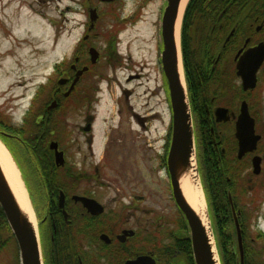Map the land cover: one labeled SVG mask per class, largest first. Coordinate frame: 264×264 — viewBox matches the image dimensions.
<instances>
[{
	"label": "flooded vegetation",
	"instance_id": "flooded-vegetation-1",
	"mask_svg": "<svg viewBox=\"0 0 264 264\" xmlns=\"http://www.w3.org/2000/svg\"><path fill=\"white\" fill-rule=\"evenodd\" d=\"M129 1L134 5L122 20H118L113 14L121 8L123 0H76V12H81L85 17L82 20V34L74 46L71 60L56 69L60 71L57 81L61 78L67 80L58 82L54 96L39 103V110L34 108L37 105L33 99L34 102H30L19 120H13L3 109L5 106H0V139L23 173L29 197L35 206L33 210L36 208L39 212L34 202L37 188L33 185L41 184L44 190L45 203L43 214L38 217V231L45 261L51 245L65 244L66 238L72 234L77 249H81L84 255L88 253L86 262L78 259L79 264H125L126 260L139 256L150 257L153 264H190L186 252L190 246L192 255L190 229L175 202L167 165L173 110L163 61L162 15L166 1L163 0L159 15L150 21L152 32L140 39L145 48L142 49L140 45L137 48L141 59L139 62L136 60L137 54L131 49L132 42L139 35L131 37L127 32L139 28L152 15L149 6L154 0ZM92 9L96 10L94 21L90 18ZM104 16L108 22L100 24ZM238 18L236 12L231 17H216L219 35L216 36L213 49L199 46V54H193L192 57L190 54L186 58L181 40L182 72L191 107L194 138L196 141L194 115L201 111L210 140L218 152V160L225 156L229 147L224 138L229 133L225 132L224 126L230 127L229 132L234 135L242 101L246 102L256 129L257 113L251 111L250 100L245 99V96L249 92L252 96L262 76L264 78L263 60L256 72V87L244 89L242 86L237 64L243 60L247 49L264 41L263 38L257 42L254 39V33L262 31L264 24L256 25L251 18L244 19L226 39L238 24ZM98 41L105 42L102 51ZM91 47L98 51L94 62L90 57ZM118 69L128 71L124 76L125 85L135 80L137 83L132 89L121 85L120 93L114 95L112 84L120 81ZM158 72L161 82L150 88L148 82L152 77L158 80ZM76 76L77 80L68 92ZM145 85L143 93H148L147 96H139L132 102L131 94L135 87ZM106 91L109 97L104 96ZM155 97L158 100L152 103ZM160 103L165 105L161 109L158 107ZM217 108L226 109L225 120H216L214 113ZM28 113L33 114L34 121L28 119ZM69 118L72 127L68 124ZM260 120L264 121V118ZM63 126L70 128L64 129ZM52 142L57 144L56 148L51 146ZM236 145L238 151L237 139ZM257 149L258 143L256 150L247 152L245 156L250 155L251 161L254 155H259ZM56 150L62 153V163L56 162ZM262 160L261 157L260 166ZM163 180L167 183L166 189L170 190L169 199L185 223H179L174 230L168 227L169 222L167 225L161 222L163 216L152 217L153 208L142 206L143 201L156 197L158 188L163 190V182H160ZM111 188L115 202L129 197L128 202L122 201L121 204H137L136 212L140 211V214L136 222L150 216L145 220V226L136 227V222L135 227L123 226L116 221L115 217L120 211L104 202ZM80 197L92 199L96 203L93 202V207L87 208ZM98 205L102 210H97ZM129 217H132V212L127 218L123 217L125 221L122 222L128 224ZM4 231L13 237L9 228L0 224V248L7 240L1 238ZM135 239L140 243L134 244ZM146 244L150 249L145 250ZM125 253L129 255L127 258H124Z\"/></svg>",
	"mask_w": 264,
	"mask_h": 264
},
{
	"label": "rangeland",
	"instance_id": "rangeland-1",
	"mask_svg": "<svg viewBox=\"0 0 264 264\" xmlns=\"http://www.w3.org/2000/svg\"><path fill=\"white\" fill-rule=\"evenodd\" d=\"M133 5V2L129 0H123L121 8L114 11L113 17L122 20L123 16H126L129 8ZM77 6L78 3H76V0H0V106H5L3 109H6V112L12 116L13 120H19L23 117L24 113L30 106V102H34L33 99L40 84L45 83L49 77H52L51 79H56L57 76L53 75L55 65L60 61L67 63L71 60L74 46L79 42L81 37L83 28L82 20L85 18L81 12H76ZM161 7H163V0H154L149 6V11H152V15L148 16L146 21L139 25V28L136 27V29L138 28L137 31L136 29H133L128 30L127 32L131 34V37L139 35L138 39H135L131 44V49L137 54L136 60L138 62L141 61V59L139 58V50L137 48L139 45L142 46V49L145 48V45L140 39L149 36L152 32L153 29L150 25V21L152 18L159 15ZM105 22H108V18L106 19L104 16L100 19V24ZM190 32L195 36L193 39L198 41L197 37L199 35H195V27L194 29H191ZM103 35L106 36V33ZM262 38L264 39V29L259 33H254L255 40ZM22 39H25L26 41V45L24 44L25 46L23 45ZM196 43H199V41ZM97 44L101 46L100 51H102V45H104L105 42L98 41ZM194 47L196 48L197 46L194 45ZM153 65H155V60ZM149 68H151V66ZM117 72L120 81L119 83L115 81V84H112V88H115L114 95L120 93L121 85L132 89V86L137 83L135 80L132 83L130 82L125 85L124 76L128 74V71L125 69H118ZM112 75L113 73L110 74L111 77ZM152 76H154L153 71ZM160 82L161 80L158 72V80H154L152 77L148 82V86L152 88ZM145 88L146 85L143 87H135L131 94V101L134 102L135 98H138L139 96L145 98L148 94L143 93ZM104 96L109 97L107 91ZM246 98L250 100L251 111L257 113L258 120H256L255 133L261 135L257 149L259 155L263 158L261 171L258 174L253 173L250 155L245 156L244 154V157L242 156L243 158H237L236 138L233 133L229 132L230 127L227 125L224 127L226 129L225 132L229 133V135L224 138L228 141L229 147L225 156L223 155V157H220L218 160V152L215 151L210 140L209 129L206 127L203 117H201V111H198L197 114L194 115L196 136L195 151L197 156L196 164L203 179L202 187L203 194L206 198L205 200L209 201L211 194H214L213 191L209 190L210 187L209 189L207 187L206 182L208 179L222 180L220 181L221 185L219 186L217 194L218 199L221 201L220 206H225L223 216H225L227 220H233L227 196L228 192H230L233 204L242 212V226L240 225L242 242L243 240L246 241L248 236V242H252L253 246L256 247V249H259L264 239L253 240H255L254 237L259 235L260 231L264 232V121L260 120L261 117L264 118L263 76L260 85L253 90L252 96L251 92H249V95L247 97L245 96V99ZM37 99L38 100H35V102L36 105H39V103L44 100V95ZM157 100L158 98H153L152 103H155ZM162 106L165 105L160 103L158 106L159 109H161ZM68 124L72 127L70 118L68 119ZM63 127L64 129L70 128L69 126ZM70 155V157H72L73 153ZM212 163H214V166H212ZM143 164H146V162ZM146 165H150V163ZM22 174L23 173L21 172L23 179L24 177ZM59 174L63 175V173ZM31 181L34 182V180ZM160 182H163V190L158 188V194L156 197L154 198L153 196L149 200L143 201L142 206L149 209L153 208L154 214L152 217L154 218L156 215L163 216L164 219L161 222H165L166 225L169 222L168 227H172L174 230L179 223H185L173 201L169 199L171 194L170 190L166 189L167 183L165 180ZM33 186H36L37 188V196L34 202L39 208V212L36 208L33 210L35 206L32 198H30V205L34 213L33 216L36 226L38 227L39 218L43 214L45 198L42 185L37 183ZM111 187L114 188V185H111ZM113 188L109 190L108 196L104 199V202L115 208L116 211L121 212V215L119 212L115 217L116 221H119L123 226L135 227L136 218L140 214V211L136 212L138 208L137 204L136 206L132 204L122 205L121 202H128V200H130L129 197L115 202L112 199L114 196ZM152 201L153 204H151ZM208 208L210 211L208 214V221L209 226L211 227L212 222L214 224L216 222L209 203ZM129 212H132V217H129L130 220L128 221V225L122 221H125L123 217L127 218ZM142 218V220L136 222V227L145 226V220L149 219L150 216ZM232 227L234 231V240L232 244L237 253L235 247V226ZM242 227L245 236L244 232L242 235ZM3 233L4 234L1 238L7 240L5 241L4 246L0 248V264H20L19 250L15 240L9 237L7 231H4ZM133 243L138 244L140 242H137V239H135ZM144 247L146 248L145 250L150 249L147 244ZM188 260L190 264H194L193 257ZM221 263L222 262L220 261V264Z\"/></svg>",
	"mask_w": 264,
	"mask_h": 264
},
{
	"label": "water",
	"instance_id": "water-1",
	"mask_svg": "<svg viewBox=\"0 0 264 264\" xmlns=\"http://www.w3.org/2000/svg\"><path fill=\"white\" fill-rule=\"evenodd\" d=\"M165 1L166 4L162 15V34L164 37L163 61L169 80L171 104L173 110L172 136L167 156V165L171 179V185L173 188L175 202L180 208L181 212L184 214L190 229L191 248L195 264H220L215 240L213 237L212 227L209 226V230L207 233L206 228L202 224L200 216L187 200L181 187V177L191 171V169H193L198 175L192 115L184 84L181 62L182 57L180 47V34L185 6L182 10V14L179 20V36L177 40L176 23L179 19L182 0ZM90 18L93 20L96 19L95 9H92L90 11ZM97 55V50L91 47L90 57L92 62L96 60ZM263 60V41H260L253 48L247 49V51H245L243 60L237 64V74L240 75L242 79V86L244 89L253 88L255 86L256 72ZM77 76L73 79L68 92L74 86L77 80ZM66 80L67 79L65 78H61L58 82L64 83ZM239 111L240 114L235 123L234 135L238 143L237 156L238 158H241L245 153L254 151L256 149L257 142L260 139V135L255 133L254 120L249 116L245 101L241 102ZM214 114L217 121L225 120L227 118L226 109L223 108H217ZM2 145L8 152L13 164L16 166L9 150L3 143ZM56 145L57 144L55 142L51 143V146L53 148H56ZM55 156L56 162L62 163V153L56 150ZM251 161L253 173L258 174L261 170V157L259 155H254ZM21 181L24 186L22 179ZM227 196L236 232V264H244L243 242L239 221L240 209H235L230 192H228ZM80 199L87 208L93 207V202H95L94 200L89 198L80 197ZM0 206L6 217L7 223L15 237L19 249L20 264H44L36 223L34 224L32 221H30L28 215L21 209L4 175L1 165ZM97 210H102V207L98 205ZM206 215L208 218L207 210ZM125 264H153V261L148 256H139L135 259L126 260Z\"/></svg>",
	"mask_w": 264,
	"mask_h": 264
},
{
	"label": "trees",
	"instance_id": "trees-1",
	"mask_svg": "<svg viewBox=\"0 0 264 264\" xmlns=\"http://www.w3.org/2000/svg\"><path fill=\"white\" fill-rule=\"evenodd\" d=\"M233 12H236L237 17H239L238 24L233 27L234 32L244 19L251 18L256 25L264 24V0H189L184 14L182 26V47L184 56L188 58L190 54L191 57L193 54H199V46H207V48L213 49L216 36L219 35V30L216 29V17H231ZM194 27L196 33L195 35H199L197 37L199 43H196L198 41L193 39L195 36H193V33L190 32V30L194 29ZM194 45L197 47L195 48ZM62 63L63 61H60L55 65L53 75L57 76L56 79H51L52 77H49L45 83L39 85L34 97V101L38 100L37 98L41 97L42 95H44L43 101H46L47 99L54 96L53 92L56 88V85H58L57 78L60 75V71L58 72L56 69L59 68ZM34 108L39 110V105L34 106ZM29 113L33 112L29 111ZM29 113L28 119L30 118L32 121H34L33 114ZM212 166H214V163H212ZM220 181L222 180L208 179L207 182L205 181L208 189L210 187L209 190L214 192V194H211L208 201L216 222L215 224L212 222V230L216 247L218 249L219 258L222 262L221 264H236L237 253L234 250V246L232 244L234 240V231L232 226H234V223L232 224L233 220H227L226 217L223 216L225 206H220L221 201L218 199L217 194L219 191V186L221 185ZM240 213L241 215L239 217V221L240 225L242 226V212ZM0 224H3L5 228L8 229V225L1 207ZM243 232L244 230L242 227V235ZM254 239L255 240L253 241L264 239V232L260 231L259 235L254 237ZM187 249L188 250L186 252L188 253L189 258H192L190 246H188ZM243 253L244 264H264V241L262 242L261 247L256 249L252 242H248L247 236V240H243ZM124 255V258L129 256L128 254L126 255V253ZM87 257L88 253L84 255L81 249H77L76 239L72 236V234H70L69 237L66 238L65 244L51 245L49 248V255L46 256V264H79L78 259L86 262Z\"/></svg>",
	"mask_w": 264,
	"mask_h": 264
},
{
	"label": "bare ground",
	"instance_id": "bare-ground-1",
	"mask_svg": "<svg viewBox=\"0 0 264 264\" xmlns=\"http://www.w3.org/2000/svg\"><path fill=\"white\" fill-rule=\"evenodd\" d=\"M187 1L188 0H182L181 6H180L179 19L176 23L177 40L179 36L178 27H179L180 16L182 14V10ZM22 42H23V45L24 44L26 45L25 39H22ZM182 83H183V80H182ZM0 165L2 167L4 175L21 209L28 215L29 220L35 224L33 210L31 208L25 188L22 184L18 170L16 166L13 164L8 152L6 151V149L4 148L1 142H0ZM180 182H181L182 190L184 191V194L187 200L190 202L191 206L196 210V212L200 216L202 220V224L204 225L208 233L209 225H208V218L206 215V203H205L204 194H203L201 184H200V179L197 173L193 169H191V171H189L187 174H184L181 177Z\"/></svg>",
	"mask_w": 264,
	"mask_h": 264
}]
</instances>
